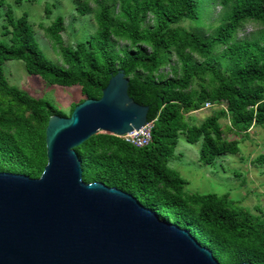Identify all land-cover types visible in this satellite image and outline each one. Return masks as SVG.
Wrapping results in <instances>:
<instances>
[{
	"label": "trees",
	"instance_id": "1",
	"mask_svg": "<svg viewBox=\"0 0 264 264\" xmlns=\"http://www.w3.org/2000/svg\"><path fill=\"white\" fill-rule=\"evenodd\" d=\"M88 1L96 6L97 28L85 42L63 44L60 16L41 26L58 65L41 52L28 15L14 17L0 2V38H8L0 39V172L38 178L47 161L49 118L68 117L85 99H98L110 76L122 70L129 97L149 108L151 143L139 149L113 135L92 136L75 148L83 181L132 195L188 231L218 264H264V216L227 195L186 193V181L168 166L180 134L200 144L198 162L210 166L220 155L238 152V141L225 138L219 120L228 119L227 130L235 135L264 127V0H85L75 7L79 15L91 13ZM212 3L220 10L209 22ZM50 12L46 6L45 16ZM247 24L260 29L238 38ZM117 41L126 45L117 50ZM11 60L51 85L77 86L80 99L66 114L10 85L2 64ZM205 103L215 113L198 126L190 124ZM251 162L263 165L264 153Z\"/></svg>",
	"mask_w": 264,
	"mask_h": 264
},
{
	"label": "water",
	"instance_id": "2",
	"mask_svg": "<svg viewBox=\"0 0 264 264\" xmlns=\"http://www.w3.org/2000/svg\"><path fill=\"white\" fill-rule=\"evenodd\" d=\"M148 110L129 97L118 70L98 99L49 118L41 175L0 172V264H218L188 231L132 195L82 179L75 148L99 133L137 131Z\"/></svg>",
	"mask_w": 264,
	"mask_h": 264
},
{
	"label": "rangeland",
	"instance_id": "3",
	"mask_svg": "<svg viewBox=\"0 0 264 264\" xmlns=\"http://www.w3.org/2000/svg\"><path fill=\"white\" fill-rule=\"evenodd\" d=\"M85 0H0L11 7L14 17L22 13L28 15V23L31 26L36 42L43 55L50 62L60 64L61 61L50 42L45 37L41 26H47L56 17L63 18L64 31L61 34L63 44L72 46L77 42H85L95 31L96 23L92 12L95 4L88 1L89 14L79 15L75 11L77 4ZM50 9L49 16H45L44 8ZM220 8L212 3V9L208 18L214 21ZM5 7H0L3 13ZM4 23L3 17L0 25ZM260 29L254 24H247L238 31V38H249ZM7 43V37H1ZM126 44L117 41L115 48L121 49ZM4 76L8 83L20 90L27 92L34 98H42L56 106L63 113H68L72 103L80 99V90L77 86L61 87L51 85L40 77L29 74L22 61L11 60L2 64ZM215 108H203L190 116L189 123L199 125L202 121L214 114ZM188 122V121H187ZM219 123L224 128L226 139L238 141L236 154H223L216 158L213 165L204 166L198 162L199 143H189L185 136L180 134L175 147L173 157L168 161V166L176 170L186 181L183 187L188 194H214L216 196L227 195L229 199L238 202L241 207L253 215L264 216V164L257 165L251 161L259 154L264 153V127L256 126L244 135H235L230 129L229 120L221 119Z\"/></svg>",
	"mask_w": 264,
	"mask_h": 264
},
{
	"label": "built area",
	"instance_id": "4",
	"mask_svg": "<svg viewBox=\"0 0 264 264\" xmlns=\"http://www.w3.org/2000/svg\"><path fill=\"white\" fill-rule=\"evenodd\" d=\"M210 105L205 103L204 108H209ZM152 127L151 121H147L141 128L137 131L132 130L131 132L121 136L120 138L129 146L134 148H144L147 147L152 140Z\"/></svg>",
	"mask_w": 264,
	"mask_h": 264
},
{
	"label": "crops",
	"instance_id": "5",
	"mask_svg": "<svg viewBox=\"0 0 264 264\" xmlns=\"http://www.w3.org/2000/svg\"><path fill=\"white\" fill-rule=\"evenodd\" d=\"M199 157V156H198ZM172 169V168H171ZM174 170V169H173ZM176 171V170H175ZM177 172V171H176ZM179 174V173H178ZM180 175V174H179Z\"/></svg>",
	"mask_w": 264,
	"mask_h": 264
}]
</instances>
